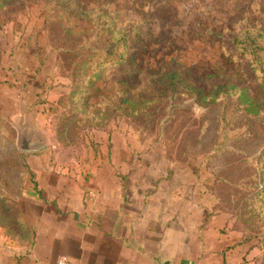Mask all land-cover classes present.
<instances>
[{
	"label": "rangeland",
	"instance_id": "374dc122",
	"mask_svg": "<svg viewBox=\"0 0 264 264\" xmlns=\"http://www.w3.org/2000/svg\"><path fill=\"white\" fill-rule=\"evenodd\" d=\"M78 1L108 27L69 19L52 0H0V203L11 206L25 189L28 153L17 138L27 124L46 140L30 153L66 164L113 161L115 175L137 178L141 191L171 193L174 208L203 210L221 238L241 243L239 255L248 245L264 264V213L256 206L264 114L238 98L243 91L249 102L264 100L238 37L264 31V0ZM115 36L125 38L123 47ZM115 43L125 53L117 64L105 55ZM95 58L103 63L98 87L76 103L80 73ZM167 71L199 88L201 103L159 83ZM223 85L237 91L208 101ZM87 95L91 103L83 104ZM100 100V111H91Z\"/></svg>",
	"mask_w": 264,
	"mask_h": 264
},
{
	"label": "crops",
	"instance_id": "0c3cea01",
	"mask_svg": "<svg viewBox=\"0 0 264 264\" xmlns=\"http://www.w3.org/2000/svg\"><path fill=\"white\" fill-rule=\"evenodd\" d=\"M24 153L25 189L0 203V264H241L246 252L247 264L263 262L248 245L239 255L241 243L221 238L203 210L174 208L171 193L115 175L113 161Z\"/></svg>",
	"mask_w": 264,
	"mask_h": 264
},
{
	"label": "trees",
	"instance_id": "16d2710c",
	"mask_svg": "<svg viewBox=\"0 0 264 264\" xmlns=\"http://www.w3.org/2000/svg\"><path fill=\"white\" fill-rule=\"evenodd\" d=\"M55 3V6L61 9V12L64 13L65 7H67L68 12H65L69 15H66L69 19L76 17L87 20L88 18H93L94 22L97 24L98 28H101L102 25H104L106 28L108 27L107 24H109L108 19L102 14V13H88L87 11H84L81 9V5L79 4L78 0H52ZM67 3V5H66ZM65 6V7H64ZM79 11V13H77ZM62 16H65L64 14ZM102 23V25H101ZM102 32H105V29L102 28ZM97 33V32H96ZM98 34V33H97ZM101 32H99L98 35H100ZM103 36V35H102ZM117 39L116 41L121 42V46L123 47V44L125 43V38L123 36L118 37L115 36ZM242 38L241 46L247 49V58L250 60L252 64V70L253 72L257 73V81L259 83V86L261 87V91L264 96V64L262 63L264 58V31L258 30V29H251L247 28L246 30H243L241 35L238 36ZM236 37V38H238ZM238 38V39H240ZM118 44L115 43L114 46H110V51L108 52L106 50L105 55H109L111 57L112 62H115L117 64L118 62H121L125 53L124 50L121 48H117ZM86 65V64H85ZM102 66L103 63H101V60L99 58L93 59L89 65L86 67L84 73L81 74V78L78 79L80 90H77L74 94L71 95L72 99L76 101V103H82V101H77V96L79 95H86L88 91L93 90V88H97V82L96 76L97 74L102 73ZM93 73H96V75H93ZM176 71H167L163 74V76L160 77L159 83H164L168 85L171 89H178L183 88L191 92V95L194 96L192 98H195L198 103H201L202 94L199 88L194 87L190 85V83L186 82L185 79H182ZM230 88V89H229ZM216 89L214 90L209 97H207L208 101H214L218 100V98L221 96V94H228L231 91H237L234 87H228L227 85L223 86H216ZM77 95V96H76ZM113 96V95H111ZM238 98L243 100V103L245 102L246 108L249 112H252L257 115L264 114V100L261 99V101L252 102L247 101V97L245 96L244 92L241 91L238 94ZM237 98V99H238ZM90 96H84L83 100L84 103H91ZM122 102V101H121ZM105 104L104 101H98L96 102V105H91L90 110H99L101 107ZM108 105H112L110 102L107 103ZM107 106V105H106ZM257 196H260L259 202L256 204V206H259L260 212L264 213V180L262 181V188L259 191V193H256ZM264 215V214H263Z\"/></svg>",
	"mask_w": 264,
	"mask_h": 264
},
{
	"label": "water",
	"instance_id": "95a60500",
	"mask_svg": "<svg viewBox=\"0 0 264 264\" xmlns=\"http://www.w3.org/2000/svg\"><path fill=\"white\" fill-rule=\"evenodd\" d=\"M46 145L40 131H30L27 124L18 130L17 147L22 152H37Z\"/></svg>",
	"mask_w": 264,
	"mask_h": 264
},
{
	"label": "built area",
	"instance_id": "2783aa9c",
	"mask_svg": "<svg viewBox=\"0 0 264 264\" xmlns=\"http://www.w3.org/2000/svg\"><path fill=\"white\" fill-rule=\"evenodd\" d=\"M57 264H67V260H66V258H65V257H61V258L58 260Z\"/></svg>",
	"mask_w": 264,
	"mask_h": 264
}]
</instances>
